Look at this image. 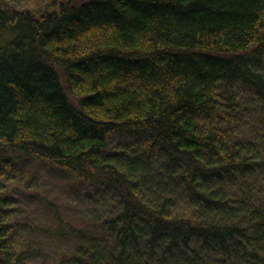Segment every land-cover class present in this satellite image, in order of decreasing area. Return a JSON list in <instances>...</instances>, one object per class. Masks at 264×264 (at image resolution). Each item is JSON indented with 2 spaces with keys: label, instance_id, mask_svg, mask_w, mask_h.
Returning a JSON list of instances; mask_svg holds the SVG:
<instances>
[{
  "label": "trees",
  "instance_id": "1",
  "mask_svg": "<svg viewBox=\"0 0 264 264\" xmlns=\"http://www.w3.org/2000/svg\"><path fill=\"white\" fill-rule=\"evenodd\" d=\"M51 2L0 0V264H264V0Z\"/></svg>",
  "mask_w": 264,
  "mask_h": 264
},
{
  "label": "rangeland",
  "instance_id": "2",
  "mask_svg": "<svg viewBox=\"0 0 264 264\" xmlns=\"http://www.w3.org/2000/svg\"><path fill=\"white\" fill-rule=\"evenodd\" d=\"M20 1L24 2L22 4L23 6H26L28 8H30V7L36 8L38 10L46 9L47 11L51 12V11H53V10L58 8L54 4H50V3H52L51 0H20ZM40 6L44 7V8H40ZM48 174H50L51 176L53 175L52 172H48ZM53 178H57V177H53ZM61 178H63V177H61ZM66 178H68V177L66 176ZM59 186H61V185L60 184H58V185L56 184L55 188L62 189Z\"/></svg>",
  "mask_w": 264,
  "mask_h": 264
}]
</instances>
